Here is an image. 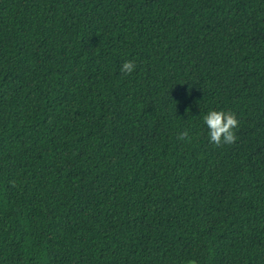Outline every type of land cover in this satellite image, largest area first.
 I'll use <instances>...</instances> for the list:
<instances>
[{
  "label": "trees",
  "instance_id": "obj_1",
  "mask_svg": "<svg viewBox=\"0 0 264 264\" xmlns=\"http://www.w3.org/2000/svg\"><path fill=\"white\" fill-rule=\"evenodd\" d=\"M191 263L264 264V0H0V264Z\"/></svg>",
  "mask_w": 264,
  "mask_h": 264
},
{
  "label": "clouds",
  "instance_id": "obj_2",
  "mask_svg": "<svg viewBox=\"0 0 264 264\" xmlns=\"http://www.w3.org/2000/svg\"><path fill=\"white\" fill-rule=\"evenodd\" d=\"M135 70L133 61H125L121 67V71L127 74ZM189 113L191 109L187 110ZM203 122L209 129L208 136L211 143L216 146L224 144H232L236 141V129L239 127V120L232 111H216L210 110L203 116ZM189 137V132L184 131L180 134L179 139L185 140Z\"/></svg>",
  "mask_w": 264,
  "mask_h": 264
},
{
  "label": "rangeland",
  "instance_id": "obj_3",
  "mask_svg": "<svg viewBox=\"0 0 264 264\" xmlns=\"http://www.w3.org/2000/svg\"><path fill=\"white\" fill-rule=\"evenodd\" d=\"M191 264H193V263H191Z\"/></svg>",
  "mask_w": 264,
  "mask_h": 264
}]
</instances>
